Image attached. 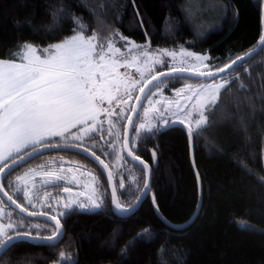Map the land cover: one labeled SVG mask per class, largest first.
Returning a JSON list of instances; mask_svg holds the SVG:
<instances>
[{"label": "trees", "instance_id": "trees-1", "mask_svg": "<svg viewBox=\"0 0 264 264\" xmlns=\"http://www.w3.org/2000/svg\"><path fill=\"white\" fill-rule=\"evenodd\" d=\"M217 1L226 7L219 28L198 35L183 10L185 0H0V59H15L24 42L48 46L62 41L75 30V18L86 26V35L95 34L100 40H118L119 33L154 49L208 54L215 70L258 44L263 5V0ZM161 71H168L167 66L153 75ZM224 77L230 82L207 107L206 125L191 137L183 125L172 124L140 134L134 144V125L132 150L151 165V195L170 225L156 214L151 195L133 215L120 218L112 210L108 181L99 166L81 154L47 153L7 176L4 186L9 194L37 212L26 206L23 195L12 194L11 179L61 155L89 164L99 174L106 192L103 210L64 212L71 214L58 216L64 236L57 247L17 242L2 255L0 264H54L61 251L71 257L63 264H264V49ZM184 80L190 79L166 81L177 87ZM130 112L121 125V146ZM95 139L96 148L88 149L110 166L117 188L123 181L120 201L130 207L144 187V171L125 158L122 148L123 166L117 167L110 147L113 141ZM52 143L63 144L59 139ZM61 187L49 188L57 193ZM198 208L187 227H171L189 222ZM39 222L43 237L51 223ZM145 228L148 234L143 233Z\"/></svg>", "mask_w": 264, "mask_h": 264}, {"label": "snow or ice", "instance_id": "snow-or-ice-1", "mask_svg": "<svg viewBox=\"0 0 264 264\" xmlns=\"http://www.w3.org/2000/svg\"><path fill=\"white\" fill-rule=\"evenodd\" d=\"M75 30L73 33L64 38L59 43L49 45L47 48L41 50V54L37 55V47L31 43L24 42L20 47L19 55L22 57L21 63H14L6 60H0V163L8 161L11 158L10 163L17 162L18 154L24 152L27 149L26 155H32L33 153H39L43 148L59 146L52 143V137H60L61 140L67 142L70 134V129L78 126L85 125L89 121H96L98 114L103 111L99 107L105 99L111 104L115 99L113 90L119 91V85L114 81L123 76L124 79L129 80L132 87L137 86V81L131 80L127 74H117L116 68L119 66H130L136 63V60L119 62L112 60L111 63L105 62V48L107 52L120 53V48L114 47L112 38H108L106 45H102L100 51H97V37L95 34L85 35L86 26L79 19H73ZM120 40L126 41L125 47L129 52L133 48H137L136 44L129 41L127 37L115 34ZM260 44L264 45V37H261ZM167 55L175 57V52H168L164 50ZM182 54L193 56L198 63L194 65L196 71L195 75L203 77L215 78L219 73H224L228 69H232L233 65L237 63V60H243L244 57H238L233 59L230 63L223 67H218L215 71L209 70L207 72L200 71V68H209L210 65L204 63L208 60L207 55L200 56L194 53L185 52L181 49ZM14 55H17L14 53ZM147 52H144V56L147 57ZM43 57V58H42ZM95 58V63H94ZM155 63H161L159 60H155ZM147 67V65H145ZM182 67L172 66L170 72L182 73L186 71ZM137 71H140L139 68ZM169 73L161 71L158 75H151L146 78L144 73H140V81L138 90L140 93H144L145 87L151 84L154 80H159V77L168 75ZM231 74V73H229ZM102 77V82L97 84L96 77ZM109 77H112L110 80ZM230 81L227 77H220V82H216L215 79L211 83L199 84L192 92V95H197L198 99L195 108L198 109V118L193 122L191 119L192 113H185V118L179 120V123L184 125L186 120L188 122V135L191 137L193 132L206 125L207 117L204 115V109L208 105H214L219 97L220 90L225 88ZM90 85V87H88ZM159 84L154 85L153 89H149V93L145 96L148 99L149 96L154 94V89L158 88ZM186 88H192V85H187ZM127 91V86L125 87ZM185 89H180L179 92H184ZM122 99H126L122 98ZM191 99V97H188ZM177 102V108L183 111V107ZM175 122V121H173ZM164 124H168V121H163ZM111 124V121H110ZM145 123L139 124V129L144 130ZM155 125H149L148 131L151 132ZM88 129H84L87 131ZM71 141L81 140V134H70ZM127 147V141L124 142ZM68 146L79 148L83 147L76 143H71ZM110 147L115 150L114 145ZM87 153L89 149L83 148ZM128 155L133 159L139 160L141 164H144L140 157L134 155L131 150L128 151ZM155 155V153H153ZM92 156L99 163L103 164L99 156L92 153ZM19 159H23V156H19ZM119 159V158H118ZM10 168V165H5ZM107 168L108 165L104 164ZM147 167V165H145ZM4 174V168L0 167V176ZM35 170H30L29 173H25L22 176L16 177L17 191H21V185L27 184V179L30 175L34 176ZM43 176L51 177V181L45 180V183L65 179L62 175H56L55 173L45 172ZM109 179L112 178V173H108ZM75 180V177L72 178ZM95 179V177H93ZM264 179V178H262ZM35 185H32L34 187ZM120 187H124L123 181L120 182ZM145 190L148 189L147 183L144 184ZM3 189V184H0V190ZM63 191L70 192L71 189L64 187ZM8 196V200L16 204L12 196L4 193ZM139 195H146L145 193H138ZM24 198L28 199V203L31 204L32 200L29 196V192L25 189L22 191ZM153 203L155 205V196H152ZM112 203L114 204L115 214H119L120 218H124V213L134 211L125 204H122L119 199L116 198L115 188L112 193ZM131 203V202H129ZM50 206V205H49ZM75 206L82 212L96 213L103 210V201L100 197L95 195V189L93 194L88 195L86 201L79 202L75 199L66 202L64 207L66 209ZM22 212H27L29 216L32 215H45V213H35L28 211L20 204H16ZM157 212H158V206ZM71 212L59 213L58 215H70ZM54 224H49V231L46 235H43L41 243L49 247H57L60 240L63 239L64 232L61 231L62 225L57 215L49 217ZM20 227H23L21 220ZM37 229L39 225H33ZM241 228L250 230V226L245 224L240 225ZM144 234L149 233V229L143 230ZM141 234H138L137 238H140ZM41 239V234L38 231L33 234L30 230L18 231L14 229L13 222L9 216V222L6 225L0 224V249H9L15 246L18 239ZM150 238V236H149ZM136 239V238H134ZM131 243V241L129 242ZM126 250V248L124 249ZM59 259L54 264H63L65 261H70V255L61 251L58 254Z\"/></svg>", "mask_w": 264, "mask_h": 264}, {"label": "rangeland", "instance_id": "rangeland-1", "mask_svg": "<svg viewBox=\"0 0 264 264\" xmlns=\"http://www.w3.org/2000/svg\"><path fill=\"white\" fill-rule=\"evenodd\" d=\"M225 8L226 7L217 0H185L183 10L186 13L188 22L193 26L196 34L200 35L202 32H210L219 28V19L223 16V11L225 12ZM107 42L108 40H100L97 37V51H100L101 46L106 45ZM113 42L114 47L120 48L121 52H107V49L105 48V62L111 63L112 60H116L123 63L125 62V60L130 62L135 59L136 63H133L130 66L126 64L125 66L117 67L116 73L126 74V71H128L127 68H139L140 72L144 73L145 81L147 77L153 75L156 69L164 66H167L168 68L170 63L177 58H190L194 60L195 64L198 63L197 61H195L193 56L182 54L181 51L175 52L176 55L175 57H173L171 55H167L164 52V49L151 48L149 43L145 45H139L133 42L139 47L133 48L129 52L128 48L125 47L127 43L126 41L120 39L116 40L114 38ZM31 44L37 47V55H40L41 50L49 46H40L35 43ZM144 52H147V57L144 56ZM187 52L194 53L189 51ZM194 54L200 56L207 55L209 57L208 54ZM155 60H159L161 61V63H155ZM208 60L204 61V63L210 65V69L201 67L200 71L207 72L215 68L208 62ZM6 61L14 63L23 62L22 57L19 55V53L16 55L15 59ZM145 65H147V67H145ZM192 68L195 69L194 66ZM95 79L97 81V84H99L102 82L103 78L97 76ZM109 79L111 80L112 77H109ZM211 82L212 81L184 80L180 82L177 87L172 86L169 81L161 83L158 88L154 89V94L148 97L143 109L140 112V115L135 124V132L133 134L134 144L137 143V139L140 134L149 132V125L156 126L152 129V131L163 130L168 126H171L172 124H180L179 120L176 117L178 116L179 118L184 119L185 113L188 112L192 113L191 119L194 122L195 119L198 118V109L194 107L198 96L192 95V92L199 84ZM216 82H220V78L217 79ZM114 83L119 85V91H115V89L113 90L115 99L112 100L111 104L107 99L99 104V107L103 109V111L98 114L96 121H89L85 125H78L70 129V134H76L79 132L82 137L81 140L71 141L69 133H66V136H69V140L67 142L61 140L60 137H52L51 140L53 141L55 139H59V141L63 144L76 143L78 145H82L83 147L93 149L97 146V139L92 140L93 137H98L99 140L105 139V141L106 139H111L113 142L110 143V145L115 146V150H113L115 165L121 168L123 166V157L121 153L122 146L120 142L122 136L121 125L124 118L127 116L128 111H130V109L132 108V102L134 101V97L138 90L136 88L134 89V87L130 85L129 80L124 79L123 76H120L119 79L114 81ZM187 85H192V88H186ZM126 86L127 91H125ZM88 87H90V85ZM180 89H185V91L181 93L179 92ZM223 89H221L220 92ZM125 97L126 99H122ZM188 97H191V99H188ZM177 102L182 106L186 105L185 107H183V111L177 108ZM126 103L129 104L127 105ZM207 107L204 109L205 116ZM163 121H168L169 123L166 125L163 123ZM142 122L146 125L144 130L139 129V124ZM183 126L188 131L187 120ZM203 126L205 125H201V127ZM86 128L88 130L84 131V129ZM27 151L28 150L25 149L24 152L18 154V156L26 153ZM10 161L11 158H9L8 161L0 163V167L5 166L6 164L10 163ZM30 170H35L36 174L34 176L30 175L27 179V184H22L21 191H17L16 177L22 176L25 173H29ZM129 171L131 172L132 170L129 169ZM45 172L62 175L65 177V179L56 181L55 184H53L52 182L45 183V180L51 181L52 179L51 177L43 176L42 173ZM73 177H75V180L72 179ZM93 177H95V179H93ZM131 179L133 182H135V178L133 175H131ZM121 181L122 180L120 179V182ZM11 185L12 194L16 196H22V191L26 189L29 192L32 203L29 204L28 199L26 198H23L25 199L23 202L26 204V206H28V208H31L32 210H35L39 213L43 211H53L55 215L60 216L58 215L59 213H64L68 210L76 208L75 206H72V208L66 209L64 207V204L66 202H69L73 199L77 201V204L79 202L86 201L87 196L93 194V189H95V195L102 199L103 207L105 205L106 192L103 189L104 186L102 184V179L100 178L99 174L93 169V167L86 163L74 162L71 159L61 155L50 157L48 159H45L41 164H37L36 166L25 169L11 179ZM32 185L35 186L32 187ZM51 185H62V187L57 190L58 194L55 193V189L49 188ZM64 187L70 188L71 191H63ZM119 189H121L120 183L118 190ZM9 216L11 217V221L13 222L15 230L24 231L25 229H28L33 234H36L37 228L32 227L33 225H39L40 228L38 230L43 229L42 224L39 221L26 219L23 216L19 215L17 212L7 210L0 200V224L6 225L9 222ZM21 220L23 222V227H20Z\"/></svg>", "mask_w": 264, "mask_h": 264}, {"label": "water", "instance_id": "water-1", "mask_svg": "<svg viewBox=\"0 0 264 264\" xmlns=\"http://www.w3.org/2000/svg\"><path fill=\"white\" fill-rule=\"evenodd\" d=\"M264 37V0H263V5H262V36ZM264 49V45L260 44V41L258 42V44L252 48L251 50L247 51L246 53L240 55L239 57H244V59L241 60H237V63L235 65H233L232 69H228L226 72L224 73H219L215 78H211V77H203V76H197L195 75V71L193 69H187L186 71L182 72V73H172L170 72V70L165 71L166 73H169L168 75L165 76H161L159 77V80H154L152 81L151 84H148L147 87H145L144 89V93H140L138 91L135 100L133 102L132 108H131V112L129 114V117L127 118L125 127H124V134H123V143H122V149H123V153L125 158L133 165L140 167L144 173H145V183H147L148 185V189L145 190V188L143 187L141 193H145L147 192L146 195H139V197L137 198V200L135 201V203L133 205H131L129 208L130 209H134V211H129L127 213H124V218H127L131 215H133L142 205V203L151 195V184H152V175H153V170L151 165L145 161L144 159L140 158V160L144 161V164H141L139 160H135L132 158V156L128 155V151L132 150V133H133V128L135 125V122L138 118V115L144 105V103L146 102L147 99H145V96L149 93V89H153L154 85L159 84L162 81H166V80H175V79H190V80H194V81H213V79L217 80L220 77H224L227 74L231 73L234 69H236L238 66L244 64L245 62L250 61L251 59H253L255 56H257L260 52H262ZM238 58V57H237ZM215 71V70H212ZM159 73H155L154 75H158ZM127 141V147H125L124 142ZM54 145H59V146H53V147H48V148H43L39 153H33L32 155H26L23 154V159H19V157L17 158V162L14 164L8 163L7 165H10L11 167V172H10V168L7 166H3L4 168V174L2 176H0V184H3V189L0 190V198L1 200L9 207L11 208L14 212H17L19 215L23 216L26 219H30V220H37V221H45V222H49L51 224H54V221H51L49 219L50 214L45 213V215L41 216V215H32L29 216L27 214V212H22L19 208L16 207V204H20L19 202H17L13 197V200L16 201V204L12 203V201L8 200V196H6L4 193L7 192L8 195L9 192L6 190L5 186H4V181L7 178V176L12 173L13 171H15L16 169H18L19 167L26 165L28 162L32 161L33 159L41 156V155H45L47 153H52V152H73V153H77V154H81L84 155L86 157H88L89 159H91L97 166H99L101 168V170L104 172L106 179L108 181V185H109V190H110V195H111V206H112V210L115 213V209H114V204L112 203V193H113V188H115V192H116V198L120 200L119 197V192H118V188H117V184L114 178V174L112 169L110 168V166L104 161V159H102L101 157L100 160L103 161V164L99 163L97 160H95L92 156L93 151L89 150L87 153L84 152L83 148L84 147H79V148H74V147H70L68 146L69 144H54ZM134 155H136L133 152ZM96 155V154H95ZM98 156V155H96ZM104 164L108 165L107 168L104 167ZM145 165H147V167H145ZM111 172L112 173V178L109 179L108 177V173ZM11 196V195H10ZM152 198V195H151ZM121 202V201H120ZM153 202V199H152ZM21 205V204H20ZM22 206V205H21ZM157 204L155 202V205L153 203V207L155 209L156 214L159 216L160 219H162L163 222L168 223L167 220H165L163 218V216L161 215L159 209L157 212ZM24 207V206H23ZM26 208V207H25ZM200 208V205H199ZM199 208L196 211V213L194 214V216L192 217V219L183 224V225H171V227L173 228H185L187 227L189 224H191L193 222V220L196 218L197 214L199 213ZM27 209V208H26ZM28 211H31L29 209H27ZM34 212V211H32ZM35 213H39V212H35ZM44 213V212H43ZM117 216L120 217L119 214H116ZM62 225V224H61ZM170 225V224H169ZM61 231L64 232V227L62 225ZM43 237H41V239H18L16 241L17 242H28L34 245H44L41 243ZM61 241V240H60ZM8 249H0V258L2 257V255L7 251Z\"/></svg>", "mask_w": 264, "mask_h": 264}, {"label": "built area", "instance_id": "built-area-1", "mask_svg": "<svg viewBox=\"0 0 264 264\" xmlns=\"http://www.w3.org/2000/svg\"><path fill=\"white\" fill-rule=\"evenodd\" d=\"M173 65L176 67H182L184 69H189L195 65V62L192 59L177 58L176 60L170 63L168 69L170 70ZM140 73L141 72L137 71V69L135 68H131V69H128V71H126L127 76L130 77L131 80H135L138 82L136 86L137 89H138L139 81H140ZM122 74H125V73H122Z\"/></svg>", "mask_w": 264, "mask_h": 264}, {"label": "clouds", "instance_id": "clouds-1", "mask_svg": "<svg viewBox=\"0 0 264 264\" xmlns=\"http://www.w3.org/2000/svg\"><path fill=\"white\" fill-rule=\"evenodd\" d=\"M118 231H119V228L118 227L117 228H114V230H113L114 237H115V235L118 234Z\"/></svg>", "mask_w": 264, "mask_h": 264}, {"label": "crops", "instance_id": "crops-1", "mask_svg": "<svg viewBox=\"0 0 264 264\" xmlns=\"http://www.w3.org/2000/svg\"><path fill=\"white\" fill-rule=\"evenodd\" d=\"M126 68H127V66H126ZM127 69H130V68H127ZM134 89H135V87H134ZM126 104H127V103H126ZM128 104H129V103H128ZM128 104H127V105H128ZM121 111H123V110H121ZM121 111H120V112H121ZM19 231H20V230H19ZM34 231H36V230H34ZM37 231H38V229H37ZM37 231H36V233H37Z\"/></svg>", "mask_w": 264, "mask_h": 264}, {"label": "flooded vegetation", "instance_id": "flooded-vegetation-1", "mask_svg": "<svg viewBox=\"0 0 264 264\" xmlns=\"http://www.w3.org/2000/svg\"><path fill=\"white\" fill-rule=\"evenodd\" d=\"M51 213H52V214H54V213H53V211H52ZM57 218L59 219V217H58V216H57Z\"/></svg>", "mask_w": 264, "mask_h": 264}]
</instances>
